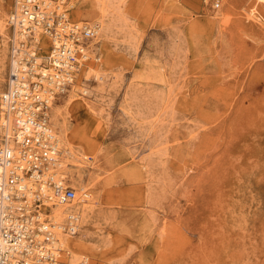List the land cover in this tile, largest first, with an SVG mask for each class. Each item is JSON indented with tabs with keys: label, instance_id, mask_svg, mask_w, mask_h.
<instances>
[{
	"label": "rangeland",
	"instance_id": "obj_1",
	"mask_svg": "<svg viewBox=\"0 0 264 264\" xmlns=\"http://www.w3.org/2000/svg\"><path fill=\"white\" fill-rule=\"evenodd\" d=\"M116 4L105 90L64 110L76 264H264V0Z\"/></svg>",
	"mask_w": 264,
	"mask_h": 264
},
{
	"label": "bare ground",
	"instance_id": "obj_2",
	"mask_svg": "<svg viewBox=\"0 0 264 264\" xmlns=\"http://www.w3.org/2000/svg\"><path fill=\"white\" fill-rule=\"evenodd\" d=\"M22 1L23 0L12 1L10 12L7 14V17H5L4 13H0V57L5 53L6 43L8 42L7 31L9 30L7 22L8 17L12 15L13 12V20L22 22L20 28L26 29L29 24L32 26L33 31L36 32V42L33 43H29L26 38L23 37L24 34L19 35V40L16 41L14 49L22 46L23 49L19 51L20 58L23 59L28 56H34V63L38 68L40 65V55L46 54L49 51L51 43L50 39L44 36L39 20L31 21L28 15L24 16L20 14V5L21 3L23 4ZM24 1H27L28 3L30 0ZM37 1L39 8L42 10L40 15H45L46 19L49 18L51 20H53L52 17L56 15L59 16V25L57 28L60 36L59 40H62L61 38H63L62 31L65 30L67 32L68 27L76 26L75 30L77 32H84L90 29L93 31V34L86 39L82 38L80 35L79 43L73 44L72 49L75 51L74 55H76L78 61L75 68H78V70L75 74L71 88L64 94L58 95L55 93L52 95L45 90V82H43L42 87L40 88L39 85V89L35 92L39 96H42L43 93L47 94L49 100L47 115L51 135L49 133L48 135L50 137L49 145L53 146L54 151L49 152L48 156L53 159V161L46 166V170H44L41 177L38 175L36 176L35 174L24 176L20 172L21 178L16 183H14V178L19 173V170H17L11 177H7L8 172L3 171V168L0 166V183L4 186L2 190L3 192H12L13 194H17L20 189L26 186L24 193L22 194L24 199L21 196H17V199L13 201V207L19 208L22 205L25 206L24 212L27 213L29 217H33L29 211L33 209L32 202L35 200L34 190L40 192L43 204L40 206L36 215H34V219L32 218L31 220L34 221L36 219L37 222H39L37 224L40 226V230H49L51 233V239L43 249H36V252L45 249L48 251V248L50 249L53 247L59 250V252L54 253L56 255L59 253V258L64 264H76V257L78 254L73 250L74 241L72 240V237L77 228V224H79L84 218L89 200L86 185L77 187L76 192L74 191L73 198L70 200L62 201L54 195V185L59 184L66 188L68 182L75 179L72 173L66 176V170L68 165L78 163L76 153L73 152L65 133L66 128L63 123L65 117L64 110L74 101L82 97L78 94V91L85 95L82 98L85 103H87L88 100L95 99L98 93H103L105 90L104 84L107 83L106 78L109 74L106 73L105 69L100 64L102 61V48L105 47V42H100V40L106 41L105 39H111L115 41V39H117L116 32L121 29L126 17L122 10H119L120 6L118 4L115 5V0H84L86 1L85 4H87L85 6L83 4L76 5L80 0H72L76 5L75 11L73 12L74 21L70 18L69 12L74 8V5L69 4L68 0H51V2L47 0ZM66 4H68L69 7H66ZM27 7L32 11V2L29 3ZM63 17L67 18L65 23L63 22ZM65 43L66 45L71 44L70 41ZM54 44L56 45L55 42ZM39 47L42 48V52L37 54L36 48ZM78 50H81L82 53H77ZM65 56L62 55L63 58H65ZM54 60L57 62L59 61L56 57H54ZM90 62L93 65L92 68H90ZM23 77L25 78L26 76L23 74ZM93 82H95V86L92 84ZM56 95L61 97V104H57ZM20 96L24 103L29 102V98L24 94H20ZM6 97L7 98H5L4 101L5 107L0 109V126L3 125L4 121L7 131L10 133L9 129H12L11 123L13 120V111L10 107L12 99L10 94ZM15 103L16 101L13 103V106ZM87 107L89 110L93 111L92 105H88ZM24 118L26 119L27 116ZM51 121L56 125L57 131L52 127ZM27 129H29L28 125ZM2 148L5 149L4 147ZM2 154L4 155V152H2ZM10 180H12V183H10ZM44 220H47L48 222H44ZM27 221H29L28 218ZM32 224H34V222H31V225ZM42 224L46 227L42 228ZM30 260L31 259L29 258L27 259L28 262Z\"/></svg>",
	"mask_w": 264,
	"mask_h": 264
},
{
	"label": "built area",
	"instance_id": "obj_3",
	"mask_svg": "<svg viewBox=\"0 0 264 264\" xmlns=\"http://www.w3.org/2000/svg\"><path fill=\"white\" fill-rule=\"evenodd\" d=\"M47 1L51 2V0ZM22 2L20 14L28 15L31 21L39 20L44 32L42 33L50 39L51 44L49 51L40 55L38 68L34 63V56L21 59L19 51L23 47L20 46L14 49L16 41L19 40V35L24 34L23 37L29 43H33L36 42V32L33 31L32 26L29 24L26 29L20 28L22 22L13 20V12L8 17L9 32L7 41L9 49L5 87L0 96V109L5 107V98L10 94L13 120L11 123L12 129H9L10 133H8L4 121L3 125L0 126V166L3 171L8 172L7 177H11L19 170V173L14 178V183L21 178L20 172L24 176L35 174L41 177L44 170H46V166L53 161L48 156L49 152L54 151L53 146L49 145L50 137L48 135V133L51 135L47 115L49 100L47 94L43 93L42 96H39L35 92L39 89V85L41 88L43 82H45V90L48 93L52 95L55 93L58 95L66 93L71 88L78 70V68H75L78 61L76 55H74L75 51L72 49L73 44L79 43L80 35L86 39L93 34L90 29L84 32H77L75 30L76 26L68 27L67 32L65 30L62 31L63 38L59 40L60 36L57 31L59 16L52 17L53 20L46 19L45 15H40L42 10L39 8L37 0H30L28 3L23 0ZM31 2L32 11L27 7ZM66 20L67 18L63 17L64 23ZM68 41H70V45H66L65 42ZM36 49L37 54L42 52L41 47ZM78 52L82 53L81 50H78ZM62 55H66L65 58ZM54 57L59 61H55ZM23 74L26 76L25 78ZM20 94L28 97L29 102L24 103ZM15 101L16 103L13 106ZM25 116H27L26 119L24 118ZM27 125L29 129H27ZM2 152H4V155ZM10 183H12V180H10ZM3 188L4 186L0 183V264H64L59 258V253L57 255L54 253L59 252L58 249L52 247L48 248V251L45 249L36 252V249H43L51 239L49 230H40V226L37 224L39 222L36 219L34 221L31 220L32 218L34 219V215H36L43 204L40 192L34 190L33 209L29 211L33 217H29L24 212L25 206L13 207V201L17 199V196H21L24 199L22 194L26 186L20 189L17 194L12 192L5 193L2 191ZM53 190L54 195L62 201L70 200L74 196V190L70 187L65 188L56 184L53 186ZM27 218L29 221H27ZM31 222H34V224L31 225ZM44 222L48 221L44 220ZM45 227L42 224V228ZM28 258L31 259L29 262L27 261Z\"/></svg>",
	"mask_w": 264,
	"mask_h": 264
}]
</instances>
